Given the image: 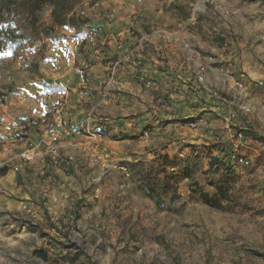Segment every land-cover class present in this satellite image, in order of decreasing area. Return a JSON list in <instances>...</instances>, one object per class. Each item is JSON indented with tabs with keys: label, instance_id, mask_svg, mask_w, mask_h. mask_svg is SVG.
Wrapping results in <instances>:
<instances>
[{
	"label": "rangeland",
	"instance_id": "rangeland-1",
	"mask_svg": "<svg viewBox=\"0 0 264 264\" xmlns=\"http://www.w3.org/2000/svg\"><path fill=\"white\" fill-rule=\"evenodd\" d=\"M94 1L66 0L64 12L80 26L85 19L71 12ZM29 2L16 0L0 18V102L36 113L41 85L47 89L39 67L48 51L46 33L52 30V39L59 42L77 32L54 23L49 7L38 28H32ZM246 16L225 29L231 47L239 48L237 58L224 62L231 68L229 76L215 64V102L224 111L214 110L213 123L200 115L193 118L199 139L202 133L206 138L182 135L187 131H178L175 123L161 128L169 133L165 139L158 132L148 139L124 134L127 140L115 143L116 148L106 147L109 162L117 167L103 180L100 198H82L92 193L93 168L81 174L80 166L65 170L71 180L53 172L58 186L50 199L35 201L37 216L26 228L22 215L13 218L16 234L0 235V264H264V7ZM240 71L262 81L249 94L255 109L248 113L238 102L230 103L233 78ZM231 108L235 116L229 119ZM103 126L114 137L123 134ZM147 175L171 182L172 188H162L165 208L145 194ZM226 176L231 179L228 199L221 206L207 203L200 192L215 196L219 179ZM194 181L202 186L199 193L192 192ZM36 250L46 251L48 259Z\"/></svg>",
	"mask_w": 264,
	"mask_h": 264
},
{
	"label": "crops",
	"instance_id": "crops-1",
	"mask_svg": "<svg viewBox=\"0 0 264 264\" xmlns=\"http://www.w3.org/2000/svg\"><path fill=\"white\" fill-rule=\"evenodd\" d=\"M190 1L104 2L102 9L118 7L121 14H124L122 21L108 27V31L124 40L125 47L120 51L116 50L113 41L110 44L98 42L95 45H85L82 40L86 25H63L69 28L70 33L77 32L66 40L58 42L46 38L49 41L48 51L39 61L42 80L46 85L52 84L57 88L65 86L70 92L68 95L61 89L53 92L51 88L45 89L41 85V92L46 93L38 95L41 108L33 111L36 113H28L24 107H13L0 102L1 236L16 234L18 228L13 218L21 215L22 202H27L34 212L39 209L34 204L37 199L40 201L44 162L39 159L22 172H16L10 166V162L18 159V153L23 146L17 131V123L22 119L54 114L63 104L64 114L72 119L77 128L81 122L88 121L90 115L94 116L96 122H105L108 117L118 122L121 126L120 132L123 133L118 137H114L116 133L99 130L101 139L94 143L85 133L62 139V153H73L82 159L78 174L87 168L89 151L94 147L114 148L115 143L127 140L124 134L138 133L142 134V139H148L152 133L158 132L159 138L165 139L169 133L161 128L175 123L179 126L178 131H187L181 132L182 135L187 133L185 136L194 140L206 138L207 135L202 133L199 139L197 134L200 129L189 126L187 119L193 120L200 115L213 123L216 114L214 110H224L216 105L217 102L207 87L198 85L197 67L200 63H208L209 56H214L219 61L237 58L239 48L231 47V40L224 37L225 29L238 25L242 18L247 17L248 11L263 8L264 0H206L208 10L199 15L195 24L188 18ZM135 9L145 12L146 15L140 26V34H147L146 49H137V36L129 33L126 24L127 15ZM100 21L101 16L95 15L91 23ZM219 38L224 42H218ZM182 40L189 41L201 52L199 60L190 57ZM114 64H118L115 83L109 78ZM78 65L83 66L84 71L81 74L75 70ZM215 73V67H210L207 81L212 86L215 85ZM248 73L253 79H257L249 71ZM147 80H154L157 86L148 89L145 86ZM42 96H45V103ZM204 96L206 103H203ZM33 139L36 141L37 137L34 136ZM53 172L64 180L72 178L60 167L47 166V174Z\"/></svg>",
	"mask_w": 264,
	"mask_h": 264
},
{
	"label": "built area",
	"instance_id": "built-area-1",
	"mask_svg": "<svg viewBox=\"0 0 264 264\" xmlns=\"http://www.w3.org/2000/svg\"><path fill=\"white\" fill-rule=\"evenodd\" d=\"M109 0H95L91 3H85L78 8H75L72 12V16L81 17L86 22V31L83 38L85 45H95L98 42L102 44H110L112 41L115 45L116 50H123L125 42L118 35L108 31V27L123 20V15L118 7H110L108 10L102 9L104 2ZM210 1V0H209ZM201 3V6H200ZM189 9V20L191 23H196L198 17L202 13H206L208 10L207 1L204 0H191L188 3ZM101 16V21L96 24H92L91 16ZM146 17L145 12L135 9L132 13L127 15L126 24L128 26L129 33L133 36H137V49H146L148 47L147 34H140V26L143 24L144 18ZM183 47L190 53V57L199 60L201 52L194 47L189 41L182 40ZM225 61H219L214 56L208 57V63H200L197 67L196 81L200 87L208 88L210 94L218 98V91L215 85H210L207 81L210 67H215V64H221L220 72L223 75L229 76L230 67L224 63ZM118 64H114L111 68L110 79L115 83V76L117 72ZM77 73H83V66H75ZM262 84V81L253 79L245 71H240L234 78L231 88L233 90L234 99L230 102L235 104L238 102L243 112H252L255 109L248 97L254 87ZM145 86L148 89H153L157 86L154 80H147ZM119 87V86H118ZM61 90L65 91L68 95L70 90L62 86ZM238 100V101H237ZM222 110L223 107L219 106ZM229 119L234 115L232 108L229 109ZM189 126L196 127L198 120H189ZM109 124L112 126L114 131H121V126L114 119H106L105 122H96L93 115H90L88 121L81 122L78 128L73 125L72 119L64 114L63 104L60 105L58 110L51 115L41 114L26 119H22L17 123V131L19 133L18 139L22 142V147L18 153V159L10 162L11 168L16 172H22L27 169L30 165H33L37 160L41 159L44 162V168L42 169L43 182L40 190V198L48 200L52 197L55 188L58 186V181L52 174H47V166L60 167L64 170L70 171L77 169L80 166L79 157L76 154L69 153L63 154L61 151V141L63 138H67L72 135L87 134L91 141L94 143L101 139L100 131L104 127L103 124ZM241 134V133H240ZM37 137L35 141L33 137ZM109 151L106 148L94 147L92 151L87 154V170L93 168V174L88 184L92 187V193L83 195V199L100 198L101 186L103 180L106 178L108 172L112 168H116L117 165L112 161L108 160ZM184 156L183 153H180ZM244 162V159L241 158ZM97 166V167H96ZM21 215L23 228L28 225L29 219L35 218L36 212L30 207L27 202L21 203Z\"/></svg>",
	"mask_w": 264,
	"mask_h": 264
},
{
	"label": "trees",
	"instance_id": "trees-1",
	"mask_svg": "<svg viewBox=\"0 0 264 264\" xmlns=\"http://www.w3.org/2000/svg\"><path fill=\"white\" fill-rule=\"evenodd\" d=\"M16 0H0V18L2 14L8 10ZM45 7L51 8L52 16H53V22L59 25H67L70 24L72 26L78 27L76 24V19L74 17H67V12H64L66 10V0H30L29 2V14H30V21L32 22V28H38V21L41 17V15L44 12ZM86 20H83L81 25H85ZM80 27V26H79ZM13 37V39H12ZM11 42L15 40L16 35L12 34ZM46 37L52 38L53 33L52 30L50 32L46 33ZM2 37L0 35V51L2 48L1 44ZM17 45H20V42H17ZM46 88H50L49 85H45ZM52 88V86H51ZM56 90H60V88L54 87ZM5 170V169H4ZM185 173L187 174L188 171L185 170ZM231 179L230 177L226 178H220L216 187H217V194L215 196H211L209 194H204L203 192H200L202 190V186L194 181L193 182V191L194 193L200 192V194L203 196V199L214 206H221V200L228 199L229 197V190L231 187ZM169 188H172L171 182L167 179L163 178H153L152 176L147 175L144 178V191L145 194L148 195L151 198H154L156 203L160 207H166L162 200V188L168 190ZM34 253L43 259H48V255L46 251L43 250H36Z\"/></svg>",
	"mask_w": 264,
	"mask_h": 264
}]
</instances>
